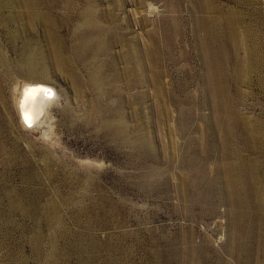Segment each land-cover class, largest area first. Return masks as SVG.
I'll use <instances>...</instances> for the list:
<instances>
[{
  "label": "rangeland",
  "instance_id": "rangeland-1",
  "mask_svg": "<svg viewBox=\"0 0 264 264\" xmlns=\"http://www.w3.org/2000/svg\"><path fill=\"white\" fill-rule=\"evenodd\" d=\"M0 264H264V0H0Z\"/></svg>",
  "mask_w": 264,
  "mask_h": 264
},
{
  "label": "bare ground",
  "instance_id": "bare-ground-1",
  "mask_svg": "<svg viewBox=\"0 0 264 264\" xmlns=\"http://www.w3.org/2000/svg\"><path fill=\"white\" fill-rule=\"evenodd\" d=\"M84 43V42H83ZM32 91V90H31ZM30 91V92H31ZM49 91H52V93L51 92H49ZM27 92V93H26ZM25 93V95H28V91H26ZM49 94L52 96V95H55L54 94V91L50 88H48V87H45V88H37V89H35V91H32L31 93H30V97L29 96H27V99L25 100V101H23L25 104V108H22V109H25V110H28L27 112V114H29V113H33V110L35 109V108H37L38 107V105H39V103H40V101L43 99V100H46V101H48L49 100ZM42 95V96H41ZM24 97V96H23ZM26 98V96L23 98V99H25ZM22 99V98H21ZM22 101V100H21ZM21 101H20V103H21ZM22 102V103H23ZM43 102V101H42ZM49 102V101H48ZM47 102V103H48ZM21 107H24V106H22L21 105ZM22 111V110H21ZM31 111V112H30ZM40 111V110H39ZM23 113V112H22ZM26 113V112H25ZM35 113H37V112H35ZM30 114V115H31ZM39 114V113H38ZM37 114V115H38ZM24 115V114H23ZM25 116V115H24ZM27 118V117H26ZM30 118H32V116H30ZM34 118H36V117H34ZM34 120V119H33Z\"/></svg>",
  "mask_w": 264,
  "mask_h": 264
}]
</instances>
